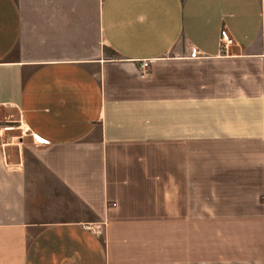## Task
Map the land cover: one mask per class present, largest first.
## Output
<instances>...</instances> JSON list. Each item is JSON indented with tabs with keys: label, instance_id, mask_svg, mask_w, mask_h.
Returning <instances> with one entry per match:
<instances>
[{
	"label": "crops",
	"instance_id": "crops-1",
	"mask_svg": "<svg viewBox=\"0 0 264 264\" xmlns=\"http://www.w3.org/2000/svg\"><path fill=\"white\" fill-rule=\"evenodd\" d=\"M0 264H264V0H0Z\"/></svg>",
	"mask_w": 264,
	"mask_h": 264
},
{
	"label": "built area",
	"instance_id": "built-area-1",
	"mask_svg": "<svg viewBox=\"0 0 264 264\" xmlns=\"http://www.w3.org/2000/svg\"><path fill=\"white\" fill-rule=\"evenodd\" d=\"M223 36H224V34H223ZM224 38V37H223ZM231 44H232V41H227V42H225V47H226V49H228L230 46H231ZM199 56V52H197V51H192V53H191V57H198ZM153 64V60H145V61H143L142 63H141V66H140V77L142 78V79H146L147 77H148V75H149V70H150V67H151V65ZM34 139H35V141L36 142H38V143H46V141L45 140H43V139H41L40 137H38V136H34Z\"/></svg>",
	"mask_w": 264,
	"mask_h": 264
},
{
	"label": "rangeland",
	"instance_id": "rangeland-1",
	"mask_svg": "<svg viewBox=\"0 0 264 264\" xmlns=\"http://www.w3.org/2000/svg\"><path fill=\"white\" fill-rule=\"evenodd\" d=\"M105 49H106V54H107V56L108 57H110V58H115V53H114V51H112L110 48H108V47H105ZM11 119L12 120H16L17 119V115H13L12 117H11ZM23 130H15V133H17L19 136H23ZM33 139V141L35 142V139L34 138H32ZM89 226V225H88ZM89 227H92L93 229H95L96 231H99L98 230V228L96 227V226H93V225H90Z\"/></svg>",
	"mask_w": 264,
	"mask_h": 264
}]
</instances>
